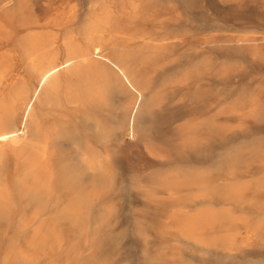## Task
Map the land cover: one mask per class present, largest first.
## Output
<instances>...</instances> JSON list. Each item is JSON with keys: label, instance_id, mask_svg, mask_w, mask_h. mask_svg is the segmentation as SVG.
I'll return each instance as SVG.
<instances>
[{"label": "rangeland", "instance_id": "rangeland-1", "mask_svg": "<svg viewBox=\"0 0 264 264\" xmlns=\"http://www.w3.org/2000/svg\"><path fill=\"white\" fill-rule=\"evenodd\" d=\"M63 1L61 44L75 34L84 48L89 37L107 46L143 97L99 63L95 51L90 67L61 73L35 103L33 145L7 149L3 166L9 173L26 174L36 157L34 143L57 133L60 143L52 147L59 165L112 159L105 168L110 194L100 204L113 210L115 232L121 234L131 219L155 218L146 205L153 204L146 197L150 187L187 169L204 173L228 154L264 155V0H27L24 11L15 1L5 17L17 30L49 19ZM46 33L23 30L18 42L42 38L40 55L64 62L66 51L54 49ZM10 70L19 81L0 103V115L12 103L21 115L37 80L24 58ZM98 70L111 76L113 96ZM190 144L202 146L204 161L179 160ZM114 251L116 264H141L135 239Z\"/></svg>", "mask_w": 264, "mask_h": 264}, {"label": "bare ground", "instance_id": "bare-ground-1", "mask_svg": "<svg viewBox=\"0 0 264 264\" xmlns=\"http://www.w3.org/2000/svg\"><path fill=\"white\" fill-rule=\"evenodd\" d=\"M15 1L24 11L27 0H0V103L18 83L10 69L23 58L37 86L22 103L21 115L15 114L14 103L0 115V264H116L114 250L127 238L139 244L141 264H264V155L257 151L228 154L204 173L187 169L176 179L150 187L146 197L153 204L146 205L155 218L131 219L121 234L115 232L113 210L100 204L110 194V173L105 168L113 165L112 159L83 158L59 165L52 147L60 143L57 133L55 138L50 135L45 142L34 143L36 157L26 174H11L4 168L7 149L33 145L29 126L44 91L61 73L90 67L95 51L99 63L114 70L140 101L143 97L107 46L96 45L89 37L84 48L75 34L61 44L64 1L54 6L49 19L22 23L17 30L5 17ZM23 30L46 31V41L58 51L65 50L66 60L56 64L40 55L42 38L18 42ZM98 74L113 96L116 88L111 76L104 70ZM140 105L133 112L132 136ZM201 147L190 144L182 149L179 160L204 161ZM255 164L258 170H251Z\"/></svg>", "mask_w": 264, "mask_h": 264}]
</instances>
